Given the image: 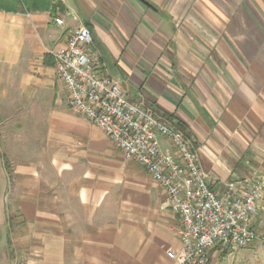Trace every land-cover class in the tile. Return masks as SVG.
I'll use <instances>...</instances> for the list:
<instances>
[{"label":"crops","instance_id":"crops-1","mask_svg":"<svg viewBox=\"0 0 264 264\" xmlns=\"http://www.w3.org/2000/svg\"><path fill=\"white\" fill-rule=\"evenodd\" d=\"M77 22L129 98L199 149L220 190L264 175V0L0 10V264H174L165 250L180 245L179 221L165 192L66 104L51 52ZM251 227L264 238V194Z\"/></svg>","mask_w":264,"mask_h":264},{"label":"built area","instance_id":"built-area-1","mask_svg":"<svg viewBox=\"0 0 264 264\" xmlns=\"http://www.w3.org/2000/svg\"><path fill=\"white\" fill-rule=\"evenodd\" d=\"M57 25L64 20L54 18ZM56 79L71 112L99 128L126 160L142 166L178 216L180 245L165 253L174 264H209L213 250L231 252L264 240L251 218L264 194V175L232 177L209 186L199 149L169 120L132 100L92 48L88 27L76 23L51 52ZM162 138L168 145L162 144Z\"/></svg>","mask_w":264,"mask_h":264},{"label":"rangeland","instance_id":"rangeland-1","mask_svg":"<svg viewBox=\"0 0 264 264\" xmlns=\"http://www.w3.org/2000/svg\"><path fill=\"white\" fill-rule=\"evenodd\" d=\"M214 264H264V244L255 245V247L251 249L245 247L232 250L231 252L226 250L219 251L216 255Z\"/></svg>","mask_w":264,"mask_h":264},{"label":"trees","instance_id":"trees-1","mask_svg":"<svg viewBox=\"0 0 264 264\" xmlns=\"http://www.w3.org/2000/svg\"><path fill=\"white\" fill-rule=\"evenodd\" d=\"M50 0H0V10L18 11L20 9L27 10H43L48 7Z\"/></svg>","mask_w":264,"mask_h":264}]
</instances>
